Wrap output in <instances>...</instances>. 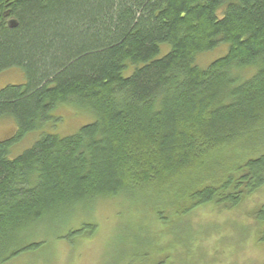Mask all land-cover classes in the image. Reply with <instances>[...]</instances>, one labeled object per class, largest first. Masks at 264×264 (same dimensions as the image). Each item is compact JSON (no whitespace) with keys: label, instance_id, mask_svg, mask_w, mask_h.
Instances as JSON below:
<instances>
[{"label":"trees","instance_id":"1","mask_svg":"<svg viewBox=\"0 0 264 264\" xmlns=\"http://www.w3.org/2000/svg\"><path fill=\"white\" fill-rule=\"evenodd\" d=\"M220 44L226 54L201 67L197 55ZM11 67L27 81L0 90V118L17 122L0 140V264L40 245L20 241L28 227L101 198L148 191L192 209L264 186V153L217 183H187L264 127V0H0V72ZM61 103L96 119L11 157Z\"/></svg>","mask_w":264,"mask_h":264},{"label":"rangeland","instance_id":"2","mask_svg":"<svg viewBox=\"0 0 264 264\" xmlns=\"http://www.w3.org/2000/svg\"><path fill=\"white\" fill-rule=\"evenodd\" d=\"M167 46L162 47V54L167 52ZM227 51L228 44H220L199 53L197 63L207 67ZM250 73L247 70L245 76ZM26 81V73L20 67L0 72V90ZM52 114V120L42 130L30 132L11 144V157L33 146L42 132L72 135L96 119L94 112L66 103L58 105ZM16 131L13 118H0V140L13 138ZM257 131L258 136L241 138L223 149L205 169L192 174L187 183L194 188L199 181L197 187L217 183L226 172L236 173L244 161L264 153V127ZM182 187L183 183H177L178 192ZM177 198L161 199L157 205L148 191H140L79 206L56 221L45 220L25 229L20 241L40 245L6 264L264 263V219L258 216L264 204V186L254 192L246 190L236 205L217 199L190 209V200ZM84 224L95 225L94 232L87 229L81 236L70 235L71 230Z\"/></svg>","mask_w":264,"mask_h":264},{"label":"water","instance_id":"3","mask_svg":"<svg viewBox=\"0 0 264 264\" xmlns=\"http://www.w3.org/2000/svg\"><path fill=\"white\" fill-rule=\"evenodd\" d=\"M9 23L12 27H15L17 25V21L15 19H11Z\"/></svg>","mask_w":264,"mask_h":264}]
</instances>
